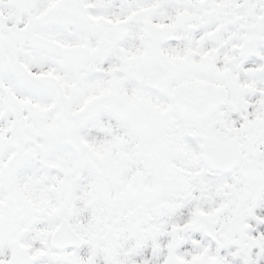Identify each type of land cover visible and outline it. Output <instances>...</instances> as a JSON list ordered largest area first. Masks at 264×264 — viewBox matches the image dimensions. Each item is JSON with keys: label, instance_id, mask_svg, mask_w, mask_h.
I'll return each mask as SVG.
<instances>
[{"label": "snow or ice", "instance_id": "snow-or-ice-1", "mask_svg": "<svg viewBox=\"0 0 264 264\" xmlns=\"http://www.w3.org/2000/svg\"><path fill=\"white\" fill-rule=\"evenodd\" d=\"M0 264H264V0H0Z\"/></svg>", "mask_w": 264, "mask_h": 264}]
</instances>
